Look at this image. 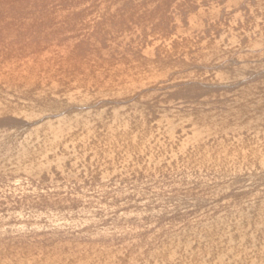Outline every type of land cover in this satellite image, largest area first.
Instances as JSON below:
<instances>
[{"label": "rangeland", "instance_id": "374dc122", "mask_svg": "<svg viewBox=\"0 0 264 264\" xmlns=\"http://www.w3.org/2000/svg\"><path fill=\"white\" fill-rule=\"evenodd\" d=\"M148 2L0 0V54L24 60L35 56L43 67L48 66L54 72H71V68L83 67L97 57L98 51L123 46L112 29L134 22L135 17L128 18L130 5L142 7ZM224 31L218 33L215 47L208 53L215 64L191 65L182 71L172 69L167 72L172 74L167 82L137 91L128 98L72 109L65 114H57L64 102L50 98L38 100V105H24L23 118H29L30 113L48 114V111L55 115L45 116L41 123L31 126L16 119L1 123L0 165L18 153L25 142L31 141L33 134L52 129L56 122L60 124L67 117H70L69 122L63 120L61 127H70V121L76 120V123L85 116L93 119L92 113L102 109L122 117L155 108L173 120L166 129L178 135L179 143L192 136L198 140L193 143L195 146H211L218 151L219 133L206 129L205 122L215 124L216 119L229 117L232 111L243 118L239 119L246 129H257L264 119V42L254 47L243 46L226 40ZM247 40L257 43L254 36ZM193 125L199 126L195 129ZM206 135L209 142L203 144ZM165 145L160 146L158 154L163 153ZM172 149L170 154L177 155L176 145ZM204 153L211 158L217 156V165L187 163L182 156L177 157L179 163L173 165L167 155L159 162L163 168L148 175L37 180L27 175L0 172V242L16 240L26 244L43 243L48 247L60 242L93 245L115 254L120 252L110 260L126 264L149 262L156 250L169 243H166L168 239L179 240L185 249L194 248L205 242L207 228L231 230L240 221V214L246 220L252 219L253 207L264 204V162L222 170L219 154ZM85 197L102 200L108 197L107 201L115 207L111 212L119 215V227L111 225L107 234H100L93 224L86 223L92 217L103 215V205L90 208L95 210L90 213L38 205L45 200L74 204ZM124 198L126 203L119 204ZM111 215L100 218L109 220ZM73 216L80 217V226L68 224ZM77 230L83 232L78 234Z\"/></svg>", "mask_w": 264, "mask_h": 264}, {"label": "bare ground", "instance_id": "6f19581e", "mask_svg": "<svg viewBox=\"0 0 264 264\" xmlns=\"http://www.w3.org/2000/svg\"><path fill=\"white\" fill-rule=\"evenodd\" d=\"M147 2L144 4L147 9L130 5L128 18L135 17L134 22L112 29L123 46L112 51H98L97 57L83 67L71 68V72H54L48 66L43 67L35 56L24 60L0 54V124L16 119L31 126L41 123L45 116L55 115L48 111V114L30 113L29 118H23L26 115L24 105H38L41 99L64 102L57 114H65L72 109L122 100L137 91L158 86L171 78L172 74L167 72L172 69L182 71L191 65L215 64L208 53L214 49L218 33L224 30L226 40L243 46L254 47L264 42V0ZM252 36L257 43L247 40ZM92 114L95 115L93 119L85 116L76 123L71 117L67 128L61 127V123L63 120L69 122L70 117L62 119L60 124L56 122L52 129L46 128L41 133L37 130L18 153L1 163L0 172L27 175L37 180L148 175L163 168L159 162L167 155L172 158L173 165L179 163V156L187 163L217 165V156L211 158L204 153L206 151L219 154V169L222 170L264 162V119L254 130L241 125L239 118H243L232 111L231 116L216 119V125L205 122L206 129L219 133L218 151L211 146H195L193 143L198 140L192 136L179 143L178 135L166 129L173 120L155 108L122 117H115L103 109ZM203 137V144H207V135ZM161 145H165V149L158 154ZM173 145H176L177 155L170 154ZM186 148L191 150L186 151ZM133 159L136 161H130ZM149 161L154 163L143 164ZM99 198L85 197L74 204L45 200L38 205L89 213L95 211L90 208L104 206L103 215L92 217L86 223L93 224L100 234H107L111 225L117 228L119 215L111 212L115 207L107 201L108 197ZM121 202L119 204L126 203V199ZM252 211V219L246 220L240 214V221L231 230L207 228L205 242L194 248L185 249L179 240L168 239L166 243H169L156 250L144 264H264V204L254 206ZM107 214H112L109 220L100 218ZM73 217L68 224L80 226V217ZM52 224L63 225L62 222ZM76 232L80 234L83 230ZM116 254L109 249L69 242L56 243L52 247L16 240L0 242V264H126L111 261L110 257Z\"/></svg>", "mask_w": 264, "mask_h": 264}]
</instances>
